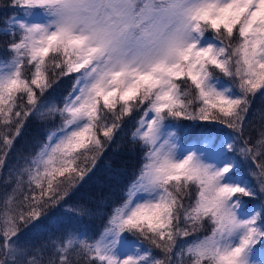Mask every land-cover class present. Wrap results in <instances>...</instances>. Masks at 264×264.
<instances>
[{
	"label": "snow or ice",
	"instance_id": "obj_1",
	"mask_svg": "<svg viewBox=\"0 0 264 264\" xmlns=\"http://www.w3.org/2000/svg\"><path fill=\"white\" fill-rule=\"evenodd\" d=\"M8 6L17 12L0 21L10 37L0 59V168L27 117L51 118L55 127L9 171L0 264H264V110L254 143L237 147L234 135L243 138L254 100L264 97V0ZM57 77H73L70 89L46 101ZM125 117H138L130 136L144 163L103 231L88 235L57 221L52 213L115 142ZM184 121L231 131H194ZM244 161L259 191L240 173ZM23 230L48 239L22 242Z\"/></svg>",
	"mask_w": 264,
	"mask_h": 264
},
{
	"label": "trees",
	"instance_id": "obj_2",
	"mask_svg": "<svg viewBox=\"0 0 264 264\" xmlns=\"http://www.w3.org/2000/svg\"><path fill=\"white\" fill-rule=\"evenodd\" d=\"M8 4L9 0H0V21L10 17L13 11L17 12L16 9L9 7ZM9 39L10 37L5 36L0 31V59L9 56L5 47ZM217 75H220L221 79L227 80L226 77H223L218 72ZM71 78L64 77L59 79L57 77L59 83L55 84L49 91L48 96L45 98L46 101H61L62 97L70 89ZM262 110H264V97L258 95L252 104L248 119L244 125L243 138H240L238 133H234L240 144H243L244 140H251L253 143L256 141L261 127ZM137 119V117H134L129 120L125 117V126L117 132L115 142L105 148L97 159L94 169L70 191V195L63 202V206L52 213V216L56 217L57 221L63 224L77 225L83 233L88 235H98L102 232L109 212L124 198L127 186L138 175L141 165L144 163V150L138 144L133 143L130 136ZM56 123H59L58 118ZM183 123L194 131H198L199 127H207L218 135L223 132L226 133L227 130L231 131L218 124L204 125L201 122L193 123L192 121H184ZM54 127L55 123H52L51 118L42 120L39 114L26 118L22 133L17 138L14 149L8 155L6 165L0 168V200L6 194L11 193L13 184L7 183L9 171L16 166L20 153L33 151L34 145L42 141L44 134ZM188 141L190 139L186 138L184 143ZM89 167H91V164ZM242 173L244 172L242 171ZM12 179L14 183V177ZM70 208L72 210H69ZM53 223L55 224L56 221H53ZM50 235L54 239L59 233ZM20 238L22 242L39 244L48 239V236L39 235L34 230H23ZM142 243L157 257L163 258V253L155 249L148 241H142ZM44 255L47 258L48 253L46 252ZM79 264H87V259L81 258Z\"/></svg>",
	"mask_w": 264,
	"mask_h": 264
},
{
	"label": "rangeland",
	"instance_id": "obj_3",
	"mask_svg": "<svg viewBox=\"0 0 264 264\" xmlns=\"http://www.w3.org/2000/svg\"><path fill=\"white\" fill-rule=\"evenodd\" d=\"M15 14H16V11H13L12 14H11L10 16H13V15H15ZM21 18H23V17H21ZM137 118H138V117H137ZM227 132H229V130H227L226 133H227ZM226 133L223 132L222 134H220V136H225ZM234 135H235V134H234ZM235 136H236V135H235ZM189 143H191V140L188 141V142H186L185 144H183V146L186 148V147L188 146ZM240 145H241V144H240V141H239V139H237V147H239ZM237 155H239V153H237ZM240 159L243 161V157H240ZM252 167H254V166H252V165L250 164V161H244V162L241 164V167H240L239 171H240L241 174H247L248 176H250L253 185L256 187L257 191H259V185H258L257 182H256V177L251 176V170H252ZM242 171H243L244 173H242ZM260 203H261V201H259L258 199H256V200H248L246 206H247L248 208H252V207H256V206H258ZM102 231H103V230H102Z\"/></svg>",
	"mask_w": 264,
	"mask_h": 264
}]
</instances>
